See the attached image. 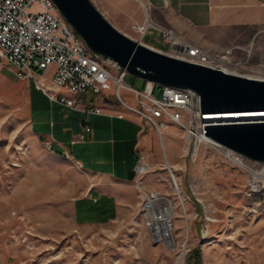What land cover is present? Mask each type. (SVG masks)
<instances>
[{"label":"rangeland","instance_id":"obj_1","mask_svg":"<svg viewBox=\"0 0 264 264\" xmlns=\"http://www.w3.org/2000/svg\"><path fill=\"white\" fill-rule=\"evenodd\" d=\"M253 32L241 37L244 42L233 43L240 46L235 59L242 74L261 78L264 30ZM152 36L156 45L169 46L161 33ZM124 81L143 87V79L133 74ZM23 91L14 66L3 62L0 264H191L194 249L200 250L201 264H264V162L243 154L236 160L226 148L204 142L192 158L189 136L179 124L167 121L158 133L149 123L154 137L144 153L150 167L136 178L137 202L111 221L80 229L73 198L98 179L74 158L49 149L29 128ZM131 93L122 87L124 99L136 105ZM168 165L179 190L170 185ZM149 197L172 203L171 244L154 233ZM162 203L156 201V209Z\"/></svg>","mask_w":264,"mask_h":264},{"label":"crops","instance_id":"obj_2","mask_svg":"<svg viewBox=\"0 0 264 264\" xmlns=\"http://www.w3.org/2000/svg\"><path fill=\"white\" fill-rule=\"evenodd\" d=\"M92 1L110 22L134 38L141 34L133 24L150 20L142 40L155 48H162L152 36L161 33L160 27H172L188 40L217 51L244 42L241 37L249 30L254 31V36L264 30V0ZM148 34L151 36L146 40ZM55 67V63L51 64L36 79L18 80L24 90L22 103L29 128L41 141L50 139L51 150L74 158L98 179L72 201L75 223L82 229L88 224L111 221L137 202V153L148 151L154 129L138 112L113 96L106 100L99 93L59 90L78 106L100 107L101 111L95 113L81 112L50 99L39 84H52Z\"/></svg>","mask_w":264,"mask_h":264},{"label":"built area","instance_id":"obj_3","mask_svg":"<svg viewBox=\"0 0 264 264\" xmlns=\"http://www.w3.org/2000/svg\"><path fill=\"white\" fill-rule=\"evenodd\" d=\"M34 6L38 8L33 9ZM145 8L148 12V5ZM146 20L133 24L141 34V37L136 39L141 42H144L143 35L151 24L150 20ZM160 30L164 41L169 45L165 49L160 48L162 51L195 63L232 72L236 69L235 71L240 72L238 67L241 62L235 59V52L240 49L238 44L217 51L188 40L172 27H160ZM0 52V67L3 62L10 63L20 78L36 79L38 73L55 63L52 84H39L52 100L60 101L81 112L95 113L101 111L100 107L78 106L72 97H67L59 90L64 89L74 94L99 93L106 100L115 95L116 99L153 125L158 133L167 127V121L179 124L189 136L191 147L189 146L188 153L192 158L199 144L204 142L216 148H226L236 160L242 159L240 152L224 146L207 134V127L211 123L227 120H208L206 116L210 113L200 108V95H194L187 88L159 83L158 85L149 79L143 80L142 88L126 83L124 78L128 73L125 69H118L114 61L102 59L90 49L84 38L59 10L55 0H0ZM122 87L132 92L137 100L136 105H129L124 99ZM156 89L160 90L158 95L155 93ZM86 128L90 129L89 126ZM43 141L44 145L52 149L50 139ZM136 162L137 176L149 170L150 162L147 161L144 151H138ZM169 172L173 173L170 166ZM170 183L171 187L176 188L173 186L172 174ZM177 185L179 186L178 180ZM151 194L156 195L154 192Z\"/></svg>","mask_w":264,"mask_h":264},{"label":"water","instance_id":"obj_4","mask_svg":"<svg viewBox=\"0 0 264 264\" xmlns=\"http://www.w3.org/2000/svg\"><path fill=\"white\" fill-rule=\"evenodd\" d=\"M88 47L128 74L200 95L203 111H264V77L232 72L179 58L129 36L92 0H55ZM207 134L248 158L264 162V119L211 123Z\"/></svg>","mask_w":264,"mask_h":264},{"label":"bare ground","instance_id":"obj_5","mask_svg":"<svg viewBox=\"0 0 264 264\" xmlns=\"http://www.w3.org/2000/svg\"><path fill=\"white\" fill-rule=\"evenodd\" d=\"M236 70V69H235ZM234 70V71H235ZM233 71V72H234ZM237 72V71H235ZM240 73V72H238ZM249 110L255 111V112H248ZM249 110H236V111H211V112H207V113H211L208 114L206 116V118L208 120H216V121H237V120H241V121H262V119H264V111L259 112L260 110L257 109H249ZM240 111V112H239ZM217 113V114H216ZM162 144H164V141L162 140ZM239 163V161H238ZM261 173L262 175H264V168L261 169ZM172 174V181H173V186L176 187L177 190H179V186L177 185V179L175 174ZM175 179V180H174ZM148 202H147V207H153V209L151 210V217H152V223L151 226L153 227L154 233L156 236H158L159 239L162 240H166L167 244H171L172 243V238H170V232L169 229H171V225H170V217H171V206L172 203H170V201L167 198H148ZM156 201L158 202H163L162 205L163 206H159L155 207ZM154 210L159 211V213L161 214H157L154 212Z\"/></svg>","mask_w":264,"mask_h":264},{"label":"trees","instance_id":"obj_6","mask_svg":"<svg viewBox=\"0 0 264 264\" xmlns=\"http://www.w3.org/2000/svg\"><path fill=\"white\" fill-rule=\"evenodd\" d=\"M144 82V81H143ZM159 85V84H158ZM189 263L191 264H201L200 263V250L194 249L190 254Z\"/></svg>","mask_w":264,"mask_h":264}]
</instances>
